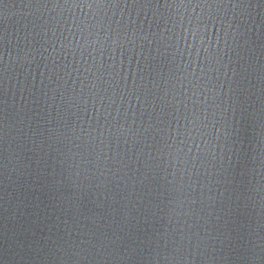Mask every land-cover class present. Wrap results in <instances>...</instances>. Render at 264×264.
I'll return each mask as SVG.
<instances>
[{
  "label": "water",
  "instance_id": "95a60500",
  "mask_svg": "<svg viewBox=\"0 0 264 264\" xmlns=\"http://www.w3.org/2000/svg\"><path fill=\"white\" fill-rule=\"evenodd\" d=\"M0 264H264V0H0Z\"/></svg>",
  "mask_w": 264,
  "mask_h": 264
}]
</instances>
